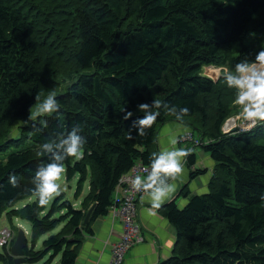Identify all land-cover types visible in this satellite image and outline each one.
Wrapping results in <instances>:
<instances>
[{
	"label": "trees",
	"instance_id": "trees-1",
	"mask_svg": "<svg viewBox=\"0 0 264 264\" xmlns=\"http://www.w3.org/2000/svg\"><path fill=\"white\" fill-rule=\"evenodd\" d=\"M263 30L264 0H0V218L29 223L26 264L57 257V264L76 263L84 237L108 215L120 177L136 161L148 167L159 129L177 122L161 110L147 135L138 136L132 125L144 114L137 106L154 99L189 109L182 123L214 162L207 192L192 195L183 186L182 208L170 201L158 209L176 232L171 255L158 264H264V122L222 132L236 90L222 76L203 74L206 67L234 72L241 60L254 61ZM58 77L73 80L64 93L54 91L59 116L28 119L36 95L45 99ZM20 120L27 124L14 135L11 126ZM77 124L84 126L83 158L66 160L64 174L67 182L78 178L76 200L87 182L80 207L61 192L50 205L34 198L15 208L33 197L38 146ZM185 163L190 181L206 172L194 167L192 150ZM10 174L21 177L17 187ZM14 240L0 248V264H14Z\"/></svg>",
	"mask_w": 264,
	"mask_h": 264
},
{
	"label": "clouds",
	"instance_id": "clouds-1",
	"mask_svg": "<svg viewBox=\"0 0 264 264\" xmlns=\"http://www.w3.org/2000/svg\"><path fill=\"white\" fill-rule=\"evenodd\" d=\"M222 73L228 87L236 90L235 103L243 107L244 113L248 117L264 120V48H261L256 54L254 61L245 58L235 64L234 72L225 67L222 69ZM35 101V117L52 116L53 114L59 116L61 105L56 99L54 91L49 92L42 101L40 95L37 94ZM137 107L138 111L144 115L134 121L132 127L137 129V134L140 137L147 135V130L155 124L161 110L174 116L178 127L183 128L185 133L188 131L182 123L183 118L189 113L187 107L170 106L155 99L151 104L143 103ZM132 115L133 113L125 111L123 118L129 120ZM28 119H32V117L29 116ZM42 123H46V121H42ZM26 124L27 121L20 120L17 121L14 128ZM83 127V125L77 124L72 127L70 132L53 131L47 140L38 146L35 155L40 159V162L31 179L33 187L28 191L37 199L39 206L43 207L61 195L60 181L65 173V161L70 158L76 160L83 158V149L86 144V138L81 135ZM34 130L39 131V129H35V126ZM131 132L130 128L126 137L129 140L133 139ZM177 143V138L173 137L170 140V144L173 146L171 149L165 148L151 155L149 166L143 169L146 176L135 175L131 179L132 189L147 195L151 209L161 208L175 191L176 185L170 181H176L183 173V158L191 155V149L176 148ZM20 179L21 177L16 174L9 175V183L13 187L19 185ZM260 199L264 202V195Z\"/></svg>",
	"mask_w": 264,
	"mask_h": 264
},
{
	"label": "crops",
	"instance_id": "crops-1",
	"mask_svg": "<svg viewBox=\"0 0 264 264\" xmlns=\"http://www.w3.org/2000/svg\"><path fill=\"white\" fill-rule=\"evenodd\" d=\"M240 115L239 113L234 115L232 113L231 118H236ZM185 127L190 131L187 126ZM184 133V129L178 127V122L166 123L158 132L156 141L157 151L160 152L165 148L171 149L173 146L170 144V140L173 137H176L178 140V143L175 145L176 148L188 149L191 144L180 141V137ZM198 149L196 151L191 147L195 155L194 167L196 169H205V174L190 181L189 169L185 163V158H183V173L176 181H170V183H175V191L164 204L174 201L179 208H182L187 202V199L180 193V188L183 186H188L189 193L192 195L207 192V185L212 175L214 162L208 154L203 152L201 147ZM86 188L88 190V185L83 189ZM82 197L83 195L73 203L75 208L80 207ZM149 209H151V204L147 195L143 194L137 202V221L140 225L144 241L135 245L126 253L123 264H158L171 255L176 239L175 229L159 214L158 209H151V211ZM120 228V224L112 221L108 215L98 219L92 226L93 234L84 237L75 264H109L111 261L110 247L119 238ZM44 237L45 235L38 240L36 247L40 241H43Z\"/></svg>",
	"mask_w": 264,
	"mask_h": 264
},
{
	"label": "built area",
	"instance_id": "built-area-1",
	"mask_svg": "<svg viewBox=\"0 0 264 264\" xmlns=\"http://www.w3.org/2000/svg\"><path fill=\"white\" fill-rule=\"evenodd\" d=\"M233 119V118H232ZM227 120L222 125L224 133H230L233 129L242 133L252 130L257 126L258 121L253 117L237 122L236 120ZM181 142L191 143L193 146L202 144L201 140L193 134L192 131L184 133L180 137ZM207 140L205 143H209ZM147 167L140 161H136L130 170L123 174L115 185L112 193V205L109 207L108 216L114 222L120 224V236L110 247L111 261L109 264H123L126 253L135 245L144 241L141 234V228L137 221V202L144 193L136 192L132 189L131 179L135 175L146 176L143 169ZM12 238V233L7 228L0 232V248L8 246Z\"/></svg>",
	"mask_w": 264,
	"mask_h": 264
},
{
	"label": "rangeland",
	"instance_id": "rangeland-1",
	"mask_svg": "<svg viewBox=\"0 0 264 264\" xmlns=\"http://www.w3.org/2000/svg\"><path fill=\"white\" fill-rule=\"evenodd\" d=\"M262 32L264 33V30ZM223 68H225V66H223V67H214V66L206 67L203 70V74L206 75L207 77L213 79V81H217L219 79V77H221V76L223 77V73H222V69ZM72 81H73L72 79L67 78V77L53 78V80L51 81L50 90H53V91H56L57 90V91H61V92L64 93L68 89V87L72 83ZM231 109H233V111H232L233 115L236 114V113H239L241 115L238 116V117H236V118H233V119L229 115V117L226 119V121L232 119V120H236L237 122H240V121L246 120V118H248V116L244 113L243 107L241 105H237L235 102H233L231 104ZM232 113H230V114H232ZM34 114H35V106L31 110L32 120H35L37 118V117H35ZM253 118L257 121L256 117H253ZM16 123L17 122H14L12 124V126H11V132L14 135L16 134V131H17V128H14V125ZM224 123H223V125H224ZM259 124H260V122H258L257 126ZM25 146H28V143L25 144ZM190 147H192L196 151L199 150L198 149L199 148L198 146H193L191 144ZM22 148H24V146L23 147H20V149H22ZM13 150L14 149H11V150H9V152H11ZM77 179L78 178L76 176L70 182H67L66 179H65V174H64L63 177H62V180L60 181V183H61V192H63L65 194V199L68 200V201H71L72 203L76 202L75 201L76 199L74 197V194H75ZM86 185H87V182H86L84 188L86 187ZM86 193H87V188L86 189H83V191L81 193V196L82 195L84 196ZM34 198L35 197H32V198H30L28 200L18 202L15 205V208H21V207H23L27 203L32 202L34 200ZM51 202H52V200L48 203V205H50ZM5 228H7L8 230L11 231L12 238L14 236L16 237L17 230L18 229H21L22 231H24L27 240H30V225H29V223L27 221H23V220H19V219L16 220L15 219V220H13L12 223H9L8 220L6 219L5 214H3L1 216V218H0V232L3 229H5ZM58 231H59V227L56 228L51 233L46 234L45 237L43 238V240H45L50 235L56 234ZM41 242L42 241L39 242V244L37 245L36 249H40L41 248V246H40ZM58 260H59V257H57L52 264H57ZM38 264H42V263H38Z\"/></svg>",
	"mask_w": 264,
	"mask_h": 264
},
{
	"label": "water",
	"instance_id": "water-1",
	"mask_svg": "<svg viewBox=\"0 0 264 264\" xmlns=\"http://www.w3.org/2000/svg\"><path fill=\"white\" fill-rule=\"evenodd\" d=\"M256 119L260 123L264 122V120H260L258 118ZM233 132H235L234 129L231 131V133ZM93 209H94V206H92L86 213L84 220H83L84 224H86L89 221V218H90V215ZM27 246H28V240L26 238L24 231H22L21 229H18L16 232L15 240L9 249L10 255L14 258V264H26V260L24 257V250Z\"/></svg>",
	"mask_w": 264,
	"mask_h": 264
}]
</instances>
